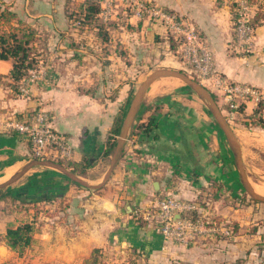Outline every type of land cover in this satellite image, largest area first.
<instances>
[{"label":"crops","instance_id":"1","mask_svg":"<svg viewBox=\"0 0 264 264\" xmlns=\"http://www.w3.org/2000/svg\"><path fill=\"white\" fill-rule=\"evenodd\" d=\"M84 1L0 0V5L10 7L42 35L38 49L45 55H40L39 62L52 74L51 82L33 84L28 97L8 86L2 89L6 95L0 100V163H10L0 166V173H6L0 181L30 160L27 141L3 127L2 121L11 114L45 110L50 126L63 133L72 147L69 161L98 156L86 171L89 177L110 162V155H102L108 131L116 116L122 113L123 120L128 112L144 62L154 59L159 67H183L184 61L173 54L175 37L148 19L123 15L109 30L108 43L93 30L73 28L69 14L78 12ZM148 1L196 27L199 44L210 54L215 71L264 89V24L255 30L253 52L242 54L233 48L232 0ZM11 65V60H0L2 80L7 79L3 76ZM157 80L146 89L112 179L102 189L65 183L61 189L42 191L56 180L45 177L46 169L28 171L17 181L36 183L37 188L28 190L26 197L45 192L57 198L42 204L52 216L39 215L41 225L21 254L0 242V264H84L94 248L102 249L106 264H264V205L240 199L234 171L228 165L229 148L222 146L220 133L199 105L193 100L175 102L178 98L173 95L156 102L163 89ZM252 107L249 104L246 110ZM149 119L154 121L151 135L129 136L138 123ZM229 123L244 159L247 132L242 124ZM244 173L250 179L251 171ZM165 194L198 201L203 213L233 222L235 234L190 245L165 239L140 214ZM19 201L7 194L0 196V237L9 226L31 218V209H23ZM115 249L122 255L106 257Z\"/></svg>","mask_w":264,"mask_h":264},{"label":"built area","instance_id":"2","mask_svg":"<svg viewBox=\"0 0 264 264\" xmlns=\"http://www.w3.org/2000/svg\"><path fill=\"white\" fill-rule=\"evenodd\" d=\"M100 6L103 21L121 22L123 15L132 14L138 19H148L161 25L164 30L179 41V51L183 61L191 66L200 81L204 82L226 105V119L235 120L238 104L258 107L264 116V89L228 79L215 71L210 54L198 41V30L184 17L169 11L148 0H96ZM235 21L233 22V48L238 53L253 52L255 28L249 23L256 7L247 0H236ZM122 11V13L120 12ZM122 15V16H121ZM73 28L79 26L78 20L72 21ZM51 71L39 62L30 69L27 77L17 85L18 93L23 97L30 95V88L37 82H51ZM4 129L23 137L29 146L32 158L36 160H68L72 156V147L63 133L49 124L48 113L33 109L11 114L3 124ZM197 211L196 217L191 212ZM198 201H185L172 194L156 198L150 206L140 211L141 217L153 224L165 239L190 245L199 240H213L218 236L229 238L232 228L224 220H214L208 213L200 212ZM139 212V211H138ZM200 212V213H199Z\"/></svg>","mask_w":264,"mask_h":264},{"label":"trees","instance_id":"3","mask_svg":"<svg viewBox=\"0 0 264 264\" xmlns=\"http://www.w3.org/2000/svg\"><path fill=\"white\" fill-rule=\"evenodd\" d=\"M255 5L256 10L254 15L250 18L249 23L256 29L258 26L264 24V0H247ZM232 21H235V11L237 9L236 0H232L230 3ZM70 23L73 20L79 21V26L75 29L82 32L83 30H93L98 38L102 39V42L108 43L109 30L114 28L119 22L117 21H103L100 17V6L96 0H85L81 3L79 11L69 14ZM5 26V27H4ZM8 28V30L0 29V60H11L12 65L7 75L3 76L6 79V85L12 90L18 93V83L28 76L29 70L37 67L39 59H37V41H41L42 35L37 29L24 23L10 7L6 5H0V28ZM120 47L119 45L117 48ZM174 51V46H172ZM36 50V52H35ZM1 77V76H0ZM214 97V95L212 94ZM215 99V98H214ZM164 99H157L156 102L163 101ZM159 106H157L158 108ZM220 108L225 111L226 105L223 102L220 103ZM262 111L258 107H252L248 113L244 104H238L236 110V118L234 122L240 123L243 121L244 126L251 127L254 124L264 123L256 121L255 118L262 116ZM13 115H18L13 113ZM122 123V113L116 116L112 122V125L108 131L106 137V148L103 152V156L107 157L111 154L120 131ZM154 121L149 119L146 123H138L129 136L134 135H151L153 131ZM28 158L33 160L31 151L29 149ZM98 156H84L81 161H69L58 160L67 169L83 176L86 171L96 164ZM76 184V183H75ZM77 186L82 187L79 184ZM83 188V187H82ZM87 189V188H85ZM10 195V194H8ZM3 196V195H2ZM13 197L14 195H10ZM15 198V197H14ZM57 195L41 194L39 196L25 197L20 200V204L23 209H31V218L21 220L17 226H9L3 237H0V242L3 241L6 246L12 250L21 254L27 247L33 242V235L37 230L41 222L38 220L41 216H52L49 210L44 209L42 204L56 200ZM202 212V211H200ZM199 212V213H200ZM192 217H196L197 211H192ZM214 220H222L217 216H213ZM232 228V235L236 232V225L233 222L227 223ZM226 237L218 236L213 240H220ZM84 264H106L105 255L100 248H94L90 256L84 260Z\"/></svg>","mask_w":264,"mask_h":264},{"label":"rangeland","instance_id":"4","mask_svg":"<svg viewBox=\"0 0 264 264\" xmlns=\"http://www.w3.org/2000/svg\"><path fill=\"white\" fill-rule=\"evenodd\" d=\"M4 27L0 28V29H4V30L7 31L8 28L6 29ZM40 43H41L40 41H37V46H36L37 52L35 50V52L37 54V59H39V60L42 58V57H40V55H43V57L45 55L43 52H40L39 49H38L41 46ZM173 43L174 44H172V46H174V48H175L174 52H173V54L175 56V59H177L179 61H183V59L181 57V52L179 51V41H177L175 39V41ZM184 64L182 65L183 66L182 68H177V67L176 68H173V67H159L156 64V61L154 59L153 60L151 59L148 62H144L143 66H142V69H141L142 73L140 75L139 80H140V82L143 81L146 78V76H148L155 69H158V68H170V69L181 70L184 73H186L190 78L200 82V79L198 78L196 73L191 71V66L187 65L185 62H184ZM189 69H190V71H189ZM6 83H7L6 80H2L0 78V100L6 95V93L3 94L4 91H2V89L6 88V86H7ZM156 83L161 84L162 87H163L162 91L160 92V95L157 98H155L156 100L157 99L166 98V97L169 98L170 96L173 95L174 97L178 98V100H175V102H179V103H184L185 102L186 103V101H189V102H191L192 100L195 101V103H197L199 105V109H201V111H203V113H205V117H207V119H208L207 121L211 125H213L217 129V131L220 133L222 146L226 147V148H229L228 143L226 141V138H225L223 132L218 128V126H217L212 114L210 113V111L207 108V106L205 105V103L200 98H198L195 95V93H193L183 81H181L180 79L175 78V77H162V78H159V80H157ZM201 84L204 85L203 83H201ZM135 91L136 90H134V92ZM13 92L16 93L15 91H13ZM16 94L20 95L19 93H16ZM212 94L214 95L215 102L217 104L216 100L219 101V98H218V96L215 93H213V91H212ZM250 109L251 108H249L247 110V112L250 111ZM223 115L226 117V112H224ZM6 119L7 118H5L2 121V124H4ZM255 120L256 121H260L261 120V122H264V116L262 115V116H260V118L256 117ZM243 123H244L243 121H240V124H242L243 129L247 132V136H245V138H247L248 144L244 140V146H245L244 153H245L246 156L244 157V160L242 159V163H241L242 171H243V173H244V171L245 172L246 171L247 172L251 171V173H249V174H251L250 175V179H248L246 177L245 173H244V176L247 179V181L249 182V184L251 185V187L254 189V191H256L258 194H260L261 196L264 197V123H259L258 125L254 124L251 127L244 126ZM228 124L230 126L229 121H228ZM249 131H250V133H249ZM251 131L253 133H251ZM248 134H250V136H248ZM222 149H224V148H222ZM113 150H114V148H113ZM113 150H112L110 156L112 155ZM229 151H230V156H229L230 159H229L228 165L234 171V174H235V177H236L235 179H236V181L238 183L237 190L240 193L239 194L240 199H242V198L245 199V200L248 199L250 202L259 203L261 205H264L263 202L254 200L252 197H250L248 195L247 191L245 190L244 186L241 183L239 172H238V167L236 165V161L234 159V155H233L232 151L230 150V148H229ZM247 157H248V159H247ZM29 161L30 160H25L23 162V164L19 165L12 174H14L15 172L19 171L21 169V167L23 165L27 164ZM5 163H10V161L4 162V163H0V166L1 165H5ZM109 163L110 162L107 161L99 171L96 170V171L91 172L89 174V177L86 176L87 173H85V175H83L81 177L83 179H85L89 183L99 184L103 180V177H104V175H105V173H106V171H107V169L109 167ZM253 166H254V168H253ZM35 169H46V170H44L45 172H42V173H47L45 177H47L48 179L49 178H51V179L56 178V180H54V183L50 182L51 184L49 186L43 187L42 191H46V190L52 191V190L61 189V187H66L67 185H71V186L75 185V183L72 180H70L68 177L63 175L57 169L48 168V167L47 168L35 167V168L32 169V171L35 170ZM5 174L6 173L1 172L0 173V178L4 177ZM10 177H8L6 180H8ZM111 179H112V176H110L109 179L106 181V183L102 184L101 187L96 188V189H92V191H98L97 189H102L105 185H107L111 181ZM6 180H4V181H6ZM4 181H0V182H4ZM16 183H17V181L14 182L11 185L5 187L4 189H0V196L1 195H6V194L7 195L8 194H10V195L13 194L14 195L13 197L22 200L24 197H26V195H29L28 194V190H32L34 187L37 188L36 183L34 184V186L30 185L29 184L30 182L25 183V184H18V183L16 184ZM52 184H55V185H52ZM61 185H63V186H61ZM87 189H89V188H87ZM89 190H91V189H89ZM115 255L118 258V256L122 255V254L120 253V250L115 249V250H111L110 254L106 255V257L112 256V258L114 259ZM124 261H126V259Z\"/></svg>","mask_w":264,"mask_h":264},{"label":"water","instance_id":"5","mask_svg":"<svg viewBox=\"0 0 264 264\" xmlns=\"http://www.w3.org/2000/svg\"><path fill=\"white\" fill-rule=\"evenodd\" d=\"M162 77H175L183 81L188 88L195 93V95L200 98L207 108L209 109L210 113L212 114L218 128L223 132L226 141L230 150L234 155V159L236 161V165L240 166L242 163V152L239 146V143L231 130L227 119L221 113L219 107L217 106L212 93L200 82L190 78L186 73L181 70L170 69V68H158L153 70L146 78L139 82L138 87L134 93V97L128 112L126 113L124 119L122 120L120 131L117 137V141L111 155L109 167L103 177V180L99 184H92L87 182L81 176L73 173L72 171L68 170L63 164L59 161L51 160V159H42V160H30L27 164L23 165L16 174L9 178L4 182H0V189H4L5 187L13 184L14 182L18 181L26 172L31 171L35 167L40 168H54L60 171L63 175L68 177L74 183L81 185L82 187L89 188V189H96L101 187L102 184L106 183L109 177L112 175L118 160L120 158L121 152L123 150L125 141L127 139V134L129 129L131 128L133 121L136 117L137 111L145 94L146 88L155 80L162 78ZM244 160V159H243ZM242 185L244 186L245 190L247 191L248 195L252 197L254 200L260 201L264 203V197H259L253 195L243 184L242 179L240 178ZM126 209L130 212V205H126Z\"/></svg>","mask_w":264,"mask_h":264},{"label":"bare ground","instance_id":"6","mask_svg":"<svg viewBox=\"0 0 264 264\" xmlns=\"http://www.w3.org/2000/svg\"><path fill=\"white\" fill-rule=\"evenodd\" d=\"M149 87V86H148ZM147 87V88H148ZM146 88V89H147ZM146 91V90H145ZM152 91V90H151ZM238 167V172H239V176H240V178L242 179V181H243V184L245 185V187L253 194V195H256V196H259V197H263V196H261L260 194H258L256 191H254V189L251 187V185L249 184V182L247 181V179L245 178V176H244V173H243V171H242V167H241V165L240 166H237ZM16 174V172L14 173V174H10L9 175V177L11 176V177H13L14 175ZM10 177V178H11Z\"/></svg>","mask_w":264,"mask_h":264}]
</instances>
